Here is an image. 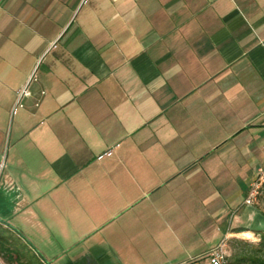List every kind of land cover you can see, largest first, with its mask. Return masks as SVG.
<instances>
[{
  "label": "crops",
  "instance_id": "1",
  "mask_svg": "<svg viewBox=\"0 0 264 264\" xmlns=\"http://www.w3.org/2000/svg\"><path fill=\"white\" fill-rule=\"evenodd\" d=\"M85 2L1 5L0 153L7 144L9 164L0 187L19 233L94 237L120 211L109 210L119 195L166 183L179 195H227L194 224L198 243L185 242L182 225L180 245L164 243L166 229L180 224L165 205L155 223L141 216L130 245H99L87 264H119L116 254L123 264H211L222 241L259 235L264 215L231 205L233 162L245 167L248 193L259 171L248 167L264 154V0ZM36 66V84L9 126L16 93ZM200 146L206 150L193 155ZM117 232L100 241L125 242Z\"/></svg>",
  "mask_w": 264,
  "mask_h": 264
},
{
  "label": "rangeland",
  "instance_id": "2",
  "mask_svg": "<svg viewBox=\"0 0 264 264\" xmlns=\"http://www.w3.org/2000/svg\"><path fill=\"white\" fill-rule=\"evenodd\" d=\"M5 0H0V10L2 8V2ZM88 2L86 0L85 4ZM57 5V3H56ZM60 5H57L58 8ZM38 66H36L35 70L32 71L31 75L28 77V79L25 81L24 88H28V92L33 89V86L36 84V71ZM6 83L3 82V80L0 78V96L2 92L6 91ZM21 89V90H22ZM20 90V91H21ZM19 91V90H18ZM16 93L17 97L15 100V103L11 109L10 119H9V126L12 124L13 116H15L17 113L19 114L22 107L24 108V104L22 107L18 106L19 101V93L20 91ZM22 104V103H21ZM6 105L5 101L2 102L0 98V107H4ZM16 118V117H15ZM8 137L6 139V142L8 143ZM232 150L234 153L240 152V149L242 146L238 144L236 140H233ZM250 150L251 149H257V146L249 145ZM260 150V148H258ZM193 150L192 154L196 155L199 152L205 151V146L200 147H193L191 148ZM190 150V151H191ZM7 151V144L5 146V149L2 153H0V167L2 171L6 164H9L6 160V152ZM239 162H233V179H232V190L236 191L238 194H236V200L233 205H231V208H237L240 206V210L242 212H248L249 210H246L245 205L243 204L244 199L247 197V191H245V184L244 179L246 176L245 167L242 166ZM242 166L243 168H241ZM250 170L251 168H254V170H257V168L263 169L264 168V154L263 156L256 161L251 167L249 165ZM154 172H158L159 169H153ZM153 172V173H154ZM251 173V171H250ZM259 172L256 171L255 177H257ZM155 175V174H154ZM1 176V172H0ZM254 177V178H255ZM196 179V178H195ZM152 182L155 183L158 178L155 176L152 178ZM157 186V185H156ZM216 190H212L211 192L207 194L198 193V194H191V193H185V194H176L172 192L171 185H167L164 183L163 185H159L156 188L147 189V185L142 183L138 186L137 190L131 191L128 194H122L119 195L118 202L119 206H113L109 210L114 209L115 212L120 209V211L117 213V215L110 221L104 223L101 229V232L97 234L94 237H84L79 240L74 239H63L59 235H54L51 240H48L45 236L39 235L37 240H32L31 237L25 233V231H22L19 233V230L17 229V226L15 225V217L13 214H11V207L7 200L2 196L3 191L0 187V227L3 229H6L5 231H8V234L11 235L13 239L17 242L16 245L13 247L20 250V247L25 248L23 249V254H27L28 256L32 257L35 260H38L41 262V264H87V254L89 253V250H96V248L100 245H110V244H117L118 246L122 244L130 245V236L135 235V233H139L140 229L143 228L142 222L140 219L141 216H147L151 215L150 217L153 219V222L155 223V220L157 217V214L160 213L165 205L170 206V211L168 212L170 216L179 219L180 224L178 226H169V230L166 229V231L163 233L162 240H164V243L170 248H174L175 245H180V225H182V229L186 231V237L185 242H192L195 241L198 243V237L202 238V235L198 228L194 226L196 221L198 220H207V214L209 208L213 205H220L227 202V195H225L223 192L219 191V188L217 189L216 193L213 194ZM204 199L206 201H204ZM129 201L131 203L129 204H123L122 202ZM183 204H188L190 207L186 209L183 208ZM191 205H195L200 207L196 209L194 212L191 210ZM234 206V207H233ZM173 207V208H172ZM255 209L260 211L264 215V192L262 191V188L259 190V195L257 198L256 204L253 206ZM110 211V212H114ZM164 211V210H163ZM164 213V212H163ZM198 213V214H197ZM137 221V226H128L129 219H134ZM126 224V225H124ZM257 224V221L253 223V227H255ZM155 228V226L153 227ZM69 227L67 226V230ZM165 229V228H163ZM111 231H119L117 233H120L121 236L124 237L125 242H115V243H104L100 241V238L103 237V235L110 233ZM264 232V229H261V234ZM253 240H246L244 238H239L237 240H227L226 246H227V264H251L250 261H244L241 259H246L247 257L254 256V246L259 243L260 236L256 235V233L252 234ZM157 236V235H156ZM72 237V236H71ZM187 237H190V240H187ZM152 238L154 241L155 233L152 232ZM201 241V240H200ZM153 245V243H152ZM184 245V244H183ZM203 247V246H202ZM156 249V245H153V249ZM165 247H163L164 249ZM203 250V248H202ZM25 252V253H24ZM116 260L119 262V264H123V260H120L118 255L116 254ZM178 258L172 260L168 258L169 261L168 264H171L172 262H175ZM98 261V259H94ZM155 260V259H153ZM163 260V259H162ZM166 260V262H167ZM0 264H16L13 262H9L7 259L0 257ZM96 264V263H95Z\"/></svg>",
  "mask_w": 264,
  "mask_h": 264
},
{
  "label": "trees",
  "instance_id": "3",
  "mask_svg": "<svg viewBox=\"0 0 264 264\" xmlns=\"http://www.w3.org/2000/svg\"><path fill=\"white\" fill-rule=\"evenodd\" d=\"M262 191L264 192V183L262 185ZM5 230L0 227V257L16 264H41L40 261L33 259L25 252L23 254V249L25 250V248L20 247V250L16 247L14 248L13 246L17 242ZM254 251V256L241 260L250 261L251 264H264V232L260 236L259 243L254 246Z\"/></svg>",
  "mask_w": 264,
  "mask_h": 264
},
{
  "label": "built area",
  "instance_id": "4",
  "mask_svg": "<svg viewBox=\"0 0 264 264\" xmlns=\"http://www.w3.org/2000/svg\"><path fill=\"white\" fill-rule=\"evenodd\" d=\"M29 96L30 93L28 92V88L26 87L22 89L19 93L18 106L22 107L21 103L23 98H28ZM103 156H110V152L105 153ZM103 156H100L98 159H101ZM258 172V176L249 184L247 197L244 200L245 206L252 207L257 202L259 190L262 188V185L264 183V168L260 169ZM225 242V240L222 241L209 252L208 256L211 264H227L228 254Z\"/></svg>",
  "mask_w": 264,
  "mask_h": 264
},
{
  "label": "bare ground",
  "instance_id": "5",
  "mask_svg": "<svg viewBox=\"0 0 264 264\" xmlns=\"http://www.w3.org/2000/svg\"><path fill=\"white\" fill-rule=\"evenodd\" d=\"M241 237H243L246 240H253V235L251 233L242 234Z\"/></svg>",
  "mask_w": 264,
  "mask_h": 264
}]
</instances>
